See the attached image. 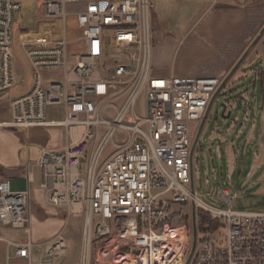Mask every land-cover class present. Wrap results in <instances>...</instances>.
Segmentation results:
<instances>
[{"label":"built area","instance_id":"1","mask_svg":"<svg viewBox=\"0 0 264 264\" xmlns=\"http://www.w3.org/2000/svg\"><path fill=\"white\" fill-rule=\"evenodd\" d=\"M80 4L68 12V4ZM153 0H46L48 16L63 19L64 36L54 40H23L32 88L10 101L12 118L0 127H61V148H42L36 165L42 172L46 201L63 208L66 223L83 220L78 264H264V209L232 207L236 196L221 191L228 207L206 203L194 187L192 129L200 125L221 86L212 76H161L153 72ZM21 11L19 0H0V96L19 86L14 74L12 27ZM80 31L67 38V20ZM77 44L70 65L69 47ZM71 66V67H70ZM44 70L63 71L64 81L44 82ZM147 96V115L136 103ZM122 99L112 120L103 116L106 102ZM63 102V119H50L48 107ZM99 126H106L100 137ZM93 127L95 130H93ZM118 129L121 145L105 156ZM91 150L86 174L82 158ZM13 191L0 180V226L20 229L25 240L5 239L7 260L28 259L39 247L41 264H54L67 253L62 231L52 240L32 238L30 183ZM192 206L190 220L172 224L181 209ZM201 210L217 221L198 230ZM95 246L94 258L92 249ZM94 259V263H93Z\"/></svg>","mask_w":264,"mask_h":264},{"label":"rangeland","instance_id":"2","mask_svg":"<svg viewBox=\"0 0 264 264\" xmlns=\"http://www.w3.org/2000/svg\"><path fill=\"white\" fill-rule=\"evenodd\" d=\"M19 2L21 3V11L15 16L12 27L13 69L15 75H31V68L23 50L22 41L54 40L63 37V19L46 14V0H19ZM80 7V4L70 3L67 5L68 12H77ZM79 35L80 31L76 23L72 18H68L67 38L70 41L77 40ZM154 40L156 38L152 34V68ZM77 44L80 42L73 43L69 47L70 65L74 60L72 55L77 52ZM256 59L258 65L251 66ZM261 63L264 64L263 53L253 60L247 56L226 81L210 109L193 155L194 187L206 203L217 208L228 207L225 199L222 198L221 191L229 189L230 193L236 196L232 203L233 208L239 210L264 209V100L260 75H256L254 72ZM43 75L45 83L64 81V73L60 70H44ZM227 77L228 75L221 76V81H225ZM19 88L20 86L13 90L12 94L23 90L25 85L20 90H18ZM8 95H3L0 99V111L3 113L7 112ZM122 102V99L106 102L102 109L104 118L112 120L116 108L120 107ZM225 103L227 104L226 107L229 108L228 111H231L229 117L222 114ZM146 107L147 96L143 91L136 103V112L140 117L147 115ZM64 110L63 102L52 103L48 107V117L50 119H63ZM190 126L194 140L200 125L191 123ZM98 129L101 137L106 126H99ZM27 130L35 139L42 138L43 128L35 127L27 128ZM47 130L49 137H56V133H58L59 140L60 137L65 138L64 128L47 127ZM93 130H95L94 127ZM44 132L47 133L45 130ZM123 135L124 131L118 129L106 148L105 156L119 148ZM90 154L91 150L89 149L82 158L81 171L83 175L86 174ZM39 170V168L36 169L37 172ZM37 185H39L38 180L32 183L31 187ZM174 209H181L184 211V215L189 216L192 212V206L186 204H176ZM199 211L197 210V213ZM54 226H48V224L38 226L37 235L47 233ZM82 229V218L72 217L67 223L65 221L61 231L63 230L62 236L66 241L67 253L54 264H77L81 255ZM25 238L20 229L0 226V264H29L16 258L7 260L6 257L5 239L22 241ZM49 239L44 240L48 241ZM40 250L39 247L34 252L32 258L34 264H41ZM94 254L95 246L92 249L93 258Z\"/></svg>","mask_w":264,"mask_h":264},{"label":"crops","instance_id":"3","mask_svg":"<svg viewBox=\"0 0 264 264\" xmlns=\"http://www.w3.org/2000/svg\"><path fill=\"white\" fill-rule=\"evenodd\" d=\"M263 27L264 0H153L152 34L156 38L153 72L165 77L212 76L221 79L230 74ZM251 51L247 56L252 60L264 54V33ZM254 62L251 66L258 65L257 59ZM254 72L264 75V64L261 63ZM15 77L20 88L24 85L25 88H19L15 94L9 93L12 95H8L7 112L0 111V122L12 118L9 100L32 88L33 75ZM228 110L226 107L225 114ZM42 133V138L35 139L27 128L0 127V180H9L13 191H23L27 188V177H31L32 238L38 242L54 238L66 221L64 209L46 201L45 190L41 187L42 172L36 165L42 148L58 149L64 145L65 133V138L60 137V140L58 133L56 137H49L47 128H43ZM37 180L39 185L31 187ZM47 224L55 226L38 236V226ZM19 260L30 264L28 259Z\"/></svg>","mask_w":264,"mask_h":264},{"label":"water","instance_id":"4","mask_svg":"<svg viewBox=\"0 0 264 264\" xmlns=\"http://www.w3.org/2000/svg\"><path fill=\"white\" fill-rule=\"evenodd\" d=\"M264 33V27L262 28V30L260 31V33L257 35V37L254 39V41L251 43V45L248 47V49L246 50V52L243 54V56L241 57V59L238 61V63L235 65V67L232 69V71L230 72V74L228 75V77L226 78L225 81H222L221 83V86L220 88L218 89V91L216 92V94L213 96L210 104H209V107L206 111V114L204 116V119L202 120L201 124H200V127H199V130H198V133L194 139V142H193V145H192V151H191V158H193V155H194V152H195V149L198 145V141H199V138H200V135L202 133V130H203V127L205 125V122H206V119L209 115V112H210V109L217 97V95L220 93V91L223 89L226 81L229 79V77L236 71V69H238L239 65L242 63V61L246 58V56L248 55V53L251 51V49L254 47V45L257 43V41L259 40V38L261 37V35ZM225 109L223 110L222 114L227 117L230 116V111H228L227 114H225V111H226V106L227 104L225 103ZM195 216H196V210L195 208H193V219H194V238H193V244H192V248H191V251L188 255V258H187V261H186V264H189L192 257H193V254L195 252V248H196V245H197V225H196V221H195Z\"/></svg>","mask_w":264,"mask_h":264},{"label":"trees","instance_id":"5","mask_svg":"<svg viewBox=\"0 0 264 264\" xmlns=\"http://www.w3.org/2000/svg\"><path fill=\"white\" fill-rule=\"evenodd\" d=\"M262 81V91L264 100V75H260ZM228 103V102H227ZM190 216L178 213L176 218L173 220L172 224H181L183 222L189 221ZM217 226V221L213 219L209 214L199 211L198 212V230L199 232L204 231L206 228H215Z\"/></svg>","mask_w":264,"mask_h":264}]
</instances>
